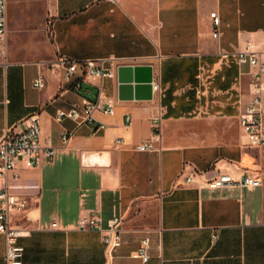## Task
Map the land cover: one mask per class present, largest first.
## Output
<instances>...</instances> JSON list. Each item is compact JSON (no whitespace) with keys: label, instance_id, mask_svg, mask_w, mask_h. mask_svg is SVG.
Instances as JSON below:
<instances>
[{"label":"crops","instance_id":"1","mask_svg":"<svg viewBox=\"0 0 264 264\" xmlns=\"http://www.w3.org/2000/svg\"><path fill=\"white\" fill-rule=\"evenodd\" d=\"M6 14L0 139L35 115L57 148L52 159L41 153L34 166L19 164L17 179L0 176V188L28 203L11 222L23 230L22 264H264L262 192L204 186L220 174L250 175L255 147L240 123L250 66L232 54L262 48L264 0H7ZM63 59H103L115 71L103 82L115 114L95 110L94 124L55 119L94 101L100 83L80 68L66 80ZM123 64L150 66L161 90L120 100ZM39 74L42 88L33 85ZM145 142L153 148L138 150ZM85 215L104 225L122 218L113 258L100 232L78 229ZM144 238L146 262L135 256ZM6 252L0 233V264Z\"/></svg>","mask_w":264,"mask_h":264},{"label":"built area","instance_id":"2","mask_svg":"<svg viewBox=\"0 0 264 264\" xmlns=\"http://www.w3.org/2000/svg\"><path fill=\"white\" fill-rule=\"evenodd\" d=\"M7 0H0V47L3 48L7 32ZM215 28L220 22L216 12L211 14ZM217 37V31L213 32ZM232 56L239 64L250 66V88L251 99L245 109L240 112V123L244 129L247 145L255 148L264 149V44L261 49L254 50L248 44L245 50L235 52ZM64 78L71 80L76 71L80 68L83 76L88 79H97L98 93L94 101L87 102L84 106H72L71 108L57 110L55 119L62 122L64 119H70L77 124H94V111L100 110L104 113L113 115L116 112V101L114 98L104 96L103 82L108 78H115L113 69L104 65L103 59L84 60L78 63L74 60L63 59ZM34 87L42 88L45 85L41 74L33 82ZM154 90H161L159 83L152 82ZM130 120V115H127ZM70 134L62 135V147L65 148L69 142ZM122 139L117 140L121 142ZM150 142L142 143L138 150L145 151L152 149ZM57 148L49 139H42V129L35 115L30 117V123L25 129L16 130L8 128L0 139V176L2 174L13 172V178L17 179L15 173L16 167L24 163L26 166H34L37 163L38 156L44 153L49 159L55 156ZM194 181L187 177L186 182ZM261 185V178L254 175H244L234 178L231 174H220L213 180L204 183V186L211 189L219 188H246L253 190ZM28 206L27 200L9 190V188H0V233L4 234L7 243L6 264H22L24 255V246L18 242L22 236L23 230L12 225L13 212L21 213ZM55 225V224H53ZM78 229L95 230L102 234V239L106 247L108 258H113L115 250L121 244L122 218L114 217L106 225L102 220L93 215L81 216L78 220ZM149 240L144 238L141 245L135 252V256L143 262L149 259L148 254Z\"/></svg>","mask_w":264,"mask_h":264},{"label":"water","instance_id":"3","mask_svg":"<svg viewBox=\"0 0 264 264\" xmlns=\"http://www.w3.org/2000/svg\"><path fill=\"white\" fill-rule=\"evenodd\" d=\"M118 98L148 99L152 92L150 66L119 65L117 68Z\"/></svg>","mask_w":264,"mask_h":264},{"label":"rangeland","instance_id":"4","mask_svg":"<svg viewBox=\"0 0 264 264\" xmlns=\"http://www.w3.org/2000/svg\"><path fill=\"white\" fill-rule=\"evenodd\" d=\"M245 81V77H244ZM244 110V109H243ZM236 127L234 130L236 131ZM251 164L249 165L250 175L261 178V185L257 188L263 194L264 201V149L252 148L250 149ZM264 208V206H263Z\"/></svg>","mask_w":264,"mask_h":264}]
</instances>
